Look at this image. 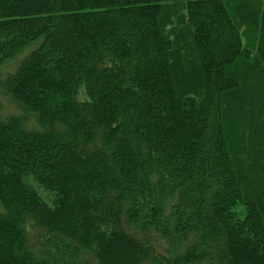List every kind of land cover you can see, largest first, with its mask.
Returning a JSON list of instances; mask_svg holds the SVG:
<instances>
[{"label": "trees", "instance_id": "16d2710c", "mask_svg": "<svg viewBox=\"0 0 264 264\" xmlns=\"http://www.w3.org/2000/svg\"><path fill=\"white\" fill-rule=\"evenodd\" d=\"M0 100V264H264L263 0H0Z\"/></svg>", "mask_w": 264, "mask_h": 264}, {"label": "rangeland", "instance_id": "374dc122", "mask_svg": "<svg viewBox=\"0 0 264 264\" xmlns=\"http://www.w3.org/2000/svg\"><path fill=\"white\" fill-rule=\"evenodd\" d=\"M263 5H264V0H263ZM0 104L2 106V111H3L2 114H5L7 116L15 112L14 108L10 104L6 103L4 100H0ZM38 192L43 198L45 199L47 198V194L44 191L38 189ZM236 212H239L240 216H242V213H241L242 210L240 208L238 209L236 208Z\"/></svg>", "mask_w": 264, "mask_h": 264}]
</instances>
